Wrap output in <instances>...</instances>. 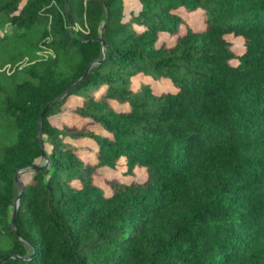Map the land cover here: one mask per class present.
<instances>
[{
  "label": "trees",
  "instance_id": "1",
  "mask_svg": "<svg viewBox=\"0 0 264 264\" xmlns=\"http://www.w3.org/2000/svg\"><path fill=\"white\" fill-rule=\"evenodd\" d=\"M196 11L201 25H184ZM127 14L123 0H0V50L27 61L0 80L15 129L0 152V264H264V0H138ZM72 97L82 125L52 123ZM85 137L88 157L73 142ZM41 150L47 166L19 171V188L14 171ZM117 164L127 179L94 183Z\"/></svg>",
  "mask_w": 264,
  "mask_h": 264
},
{
  "label": "rangeland",
  "instance_id": "2",
  "mask_svg": "<svg viewBox=\"0 0 264 264\" xmlns=\"http://www.w3.org/2000/svg\"><path fill=\"white\" fill-rule=\"evenodd\" d=\"M123 3H124L125 17L128 16L127 13L129 10L136 9L138 6V0H123ZM184 18L186 20L184 25L188 23L192 27H198L202 23L201 14L198 11L184 14ZM184 25H181L180 29H182ZM10 29L11 28H9L7 25L0 27V35L2 34V32L9 33L11 31ZM225 36L232 41L231 47L233 51L235 53H240L242 50L241 37L239 35H233V34H226ZM160 38L164 42H166V44H170L173 42L174 36L167 35L166 33L162 32L160 33ZM12 52L13 50H5V51L0 50V80L2 83H5L6 85H8L12 79L14 80L21 79L24 76L23 67H25L27 64L25 56L19 57V55H17L18 58L16 57L13 61H11L10 56ZM131 81H132L131 84L133 86H136L139 81L147 82L154 91H157L162 88L170 87L169 82L164 78H158L152 80L148 76L142 74L133 75L131 77ZM79 103H80L79 98L77 97L70 98L69 100H67L65 104V108L62 111L49 116V120L56 125L63 123L67 126L79 128L83 123V119L73 114L70 110L71 107ZM85 128L100 132L102 131L97 126L91 124H86ZM14 130L15 129L13 127L12 122L6 118L5 114L0 113V152L2 145L10 142L13 139L15 133ZM73 142L78 147H80L78 149V153L80 155L82 156L87 155V157L90 155L88 154L86 147H92L93 142L91 140L85 137V138L74 139ZM121 169H123V166L121 164H117V167L113 169L98 168L96 170V173L93 174V181L95 184L101 186L102 188L108 189L106 180H108L110 176L116 175L121 179H127V177H123L121 175ZM134 173L139 175L141 174V170L136 168Z\"/></svg>",
  "mask_w": 264,
  "mask_h": 264
},
{
  "label": "water",
  "instance_id": "3",
  "mask_svg": "<svg viewBox=\"0 0 264 264\" xmlns=\"http://www.w3.org/2000/svg\"><path fill=\"white\" fill-rule=\"evenodd\" d=\"M97 39L100 41L101 46L104 47V46H105V43H104V40H103L102 36H101V35L98 36ZM66 90H67V89H66ZM66 90L63 91V93L66 92ZM59 96H60V95H59ZM59 96L56 97V98H54V99H52V100H50V101H48V102H47V103L41 108V110H40L39 113H38V116H37V139H38V141H40V122H41V117H42V115H43L45 109H46V108H47V107H48L53 101H55L57 98H59ZM45 166H47V158H46V155L44 154V152L41 150V159H40V161H39L38 164H32V165H30V166L20 167V168H17V169L14 171V173H13V179H14V182H15L16 185L20 188L21 185H20L19 180L17 179V173H18L19 171H21V170H23V169H32V168H35V167L42 168V167H45ZM17 199H18V195L15 197V201H14V204H13V206H12V213H11V219H10V225H11L12 227H13V224H14V214H15V211H16ZM6 257H7V256L0 258V262L3 261Z\"/></svg>",
  "mask_w": 264,
  "mask_h": 264
}]
</instances>
